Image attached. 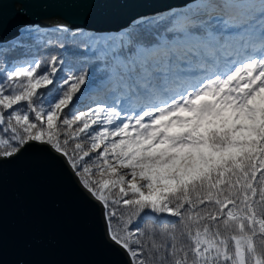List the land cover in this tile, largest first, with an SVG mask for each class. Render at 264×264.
I'll return each mask as SVG.
<instances>
[{"label": "snow or ice", "instance_id": "obj_1", "mask_svg": "<svg viewBox=\"0 0 264 264\" xmlns=\"http://www.w3.org/2000/svg\"><path fill=\"white\" fill-rule=\"evenodd\" d=\"M115 2L80 0L79 23L43 28L25 22L8 37L0 16V55L11 57L0 65V166L30 155L32 167L69 170L103 210L106 241L126 264H264V255L249 258L254 240L249 245L221 235L218 222L235 219L232 201L141 195L154 186L152 173L136 162L144 153L118 143L124 131L140 128L147 154L163 159L221 139L235 109L264 86V52L245 55L264 50V0H197L181 12L154 9L114 31L90 22L102 4ZM39 45L45 55L21 59L23 50ZM248 72L260 79L240 91L252 77L234 74ZM174 109L188 115L152 125L160 112ZM173 121L178 130H170ZM150 127L158 128L151 139ZM215 174L209 170L189 183L215 186ZM258 176L249 185L251 199L264 203ZM209 203L219 211L203 213ZM258 223L257 235L264 237V217Z\"/></svg>", "mask_w": 264, "mask_h": 264}, {"label": "water", "instance_id": "obj_2", "mask_svg": "<svg viewBox=\"0 0 264 264\" xmlns=\"http://www.w3.org/2000/svg\"><path fill=\"white\" fill-rule=\"evenodd\" d=\"M197 0H116L91 19L116 30L154 9L184 8ZM80 0H0L3 37L28 22L43 28L79 23ZM15 19H12V17ZM24 160L0 166V264H126L105 238L103 210L69 170L32 167Z\"/></svg>", "mask_w": 264, "mask_h": 264}, {"label": "trees", "instance_id": "obj_3", "mask_svg": "<svg viewBox=\"0 0 264 264\" xmlns=\"http://www.w3.org/2000/svg\"><path fill=\"white\" fill-rule=\"evenodd\" d=\"M187 7V6H186ZM186 7L173 9L174 11H185ZM264 50L259 47L250 48L245 55L258 56ZM46 54L43 45L34 46L23 50L21 59H39ZM235 57L231 62L235 61ZM11 60V57L5 58L0 55V65ZM230 61L222 58V63ZM245 79L252 77L251 72L246 74H234V77ZM260 79L259 75L247 79L245 83L240 84L239 90L251 88ZM179 112V115L177 114ZM188 113L183 110H171L168 112H160L152 121L153 126H158L162 121L176 116H187ZM211 119V117H207ZM239 119V120H237ZM243 120H248V124H244ZM171 131L178 130L175 128L176 121H173ZM142 128L143 125H140ZM158 131L156 127L145 129L148 138H154L152 133ZM137 135L135 139L132 133ZM118 143L123 148H129L132 154L136 152L144 153L136 161L142 165L143 169L152 173L153 185L158 184L159 188L154 198H159L165 194H171L173 201L177 198L183 200L188 196L192 203L198 204L202 200L219 199L227 203L232 201V207L229 211L235 214V219L225 217L219 223L220 233L225 238H235L241 240L245 244L251 245L254 240L255 251L251 256L264 255V237L258 236L262 229L258 221L260 217H264V203H256L251 199L252 189L249 187L253 177L259 172L256 179L255 188L259 194L260 189L264 188V172L260 171L264 168V86L256 88L248 95L247 100L239 108L235 109L233 115V123L228 132L224 136L215 140L210 146L204 141L201 147L195 150H189L182 157H177L175 153L165 156L161 159L159 156H151L147 154V148L142 139L140 128L133 127L131 131H124L122 138ZM199 140H193V144H199ZM176 163L177 170L163 173L160 169L168 168ZM175 166V165H174ZM213 170L217 174L213 175V185L210 186L207 180L197 183L194 186L189 183L198 176H203ZM223 181L222 184L219 182ZM163 184V185H162ZM178 193L172 192L178 186ZM246 195L249 199H245ZM203 213H212L219 211V206L215 203H209L202 208ZM251 218V219H250ZM231 243V239L229 240Z\"/></svg>", "mask_w": 264, "mask_h": 264}, {"label": "rangeland", "instance_id": "obj_4", "mask_svg": "<svg viewBox=\"0 0 264 264\" xmlns=\"http://www.w3.org/2000/svg\"><path fill=\"white\" fill-rule=\"evenodd\" d=\"M245 121V122H244ZM244 124H248L249 121L248 120H243ZM175 165V166H174ZM172 165V166H169L167 169L164 168V169H160L163 173H167L169 172L168 169L171 167L172 169V172H174L175 170H177L178 166H176V163ZM163 185V184H162ZM159 186L158 184H155L153 187L151 188H146L144 192L141 193V195H145V196H151V197H154L157 190H158ZM154 195V196H153Z\"/></svg>", "mask_w": 264, "mask_h": 264}, {"label": "bare ground", "instance_id": "obj_5", "mask_svg": "<svg viewBox=\"0 0 264 264\" xmlns=\"http://www.w3.org/2000/svg\"><path fill=\"white\" fill-rule=\"evenodd\" d=\"M197 2V1H196ZM196 2H194V3H196ZM193 4V3H192Z\"/></svg>", "mask_w": 264, "mask_h": 264}]
</instances>
